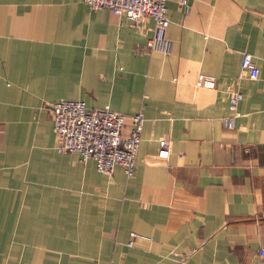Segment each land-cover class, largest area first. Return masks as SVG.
Returning a JSON list of instances; mask_svg holds the SVG:
<instances>
[{"label":"crops","instance_id":"1","mask_svg":"<svg viewBox=\"0 0 264 264\" xmlns=\"http://www.w3.org/2000/svg\"><path fill=\"white\" fill-rule=\"evenodd\" d=\"M178 2L162 27L83 0H0V264H264V0H188L186 16ZM225 84L243 95L233 129ZM58 100L121 112L123 136L143 112L132 178L56 150Z\"/></svg>","mask_w":264,"mask_h":264},{"label":"built area","instance_id":"2","mask_svg":"<svg viewBox=\"0 0 264 264\" xmlns=\"http://www.w3.org/2000/svg\"><path fill=\"white\" fill-rule=\"evenodd\" d=\"M90 10L109 9L114 15L124 17L129 23L150 18L155 25H168L166 0H83ZM178 4L186 16L190 11L188 0H179ZM147 45L155 50L168 52L171 43L150 38ZM240 70L248 78L258 76V68L252 56L244 52L241 55ZM217 79L214 76L199 74L195 86L214 89ZM227 96V115L222 118L223 126L233 129L238 115L237 106L242 93L231 84L223 88ZM51 126L55 134L56 150L60 153L78 154L81 162L93 160L98 172L110 176L119 166L127 179L134 175L135 159L140 142V133L144 122L141 110L130 116V131L122 135L125 115L109 107L91 108L79 100H58L49 104ZM159 158H167L169 142L167 138L157 140ZM131 245V240L128 242ZM259 255L264 258V248Z\"/></svg>","mask_w":264,"mask_h":264}]
</instances>
